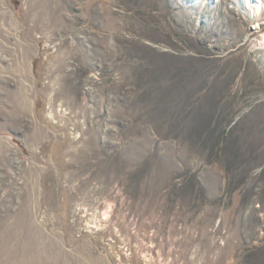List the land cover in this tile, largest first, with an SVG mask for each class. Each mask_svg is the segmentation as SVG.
<instances>
[{"label": "rangeland", "instance_id": "rangeland-1", "mask_svg": "<svg viewBox=\"0 0 264 264\" xmlns=\"http://www.w3.org/2000/svg\"><path fill=\"white\" fill-rule=\"evenodd\" d=\"M238 2L0 0V264H264Z\"/></svg>", "mask_w": 264, "mask_h": 264}, {"label": "bare ground", "instance_id": "bare-ground-1", "mask_svg": "<svg viewBox=\"0 0 264 264\" xmlns=\"http://www.w3.org/2000/svg\"><path fill=\"white\" fill-rule=\"evenodd\" d=\"M239 6L251 15L254 26V33L260 34L264 39V0H239ZM262 42H255V45H261Z\"/></svg>", "mask_w": 264, "mask_h": 264}]
</instances>
